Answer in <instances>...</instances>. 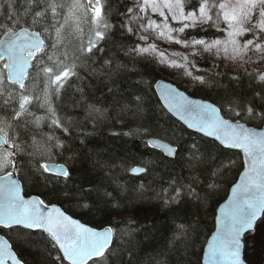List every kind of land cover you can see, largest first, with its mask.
Wrapping results in <instances>:
<instances>
[{
  "label": "trees",
  "instance_id": "trees-1",
  "mask_svg": "<svg viewBox=\"0 0 264 264\" xmlns=\"http://www.w3.org/2000/svg\"><path fill=\"white\" fill-rule=\"evenodd\" d=\"M72 1L0 0L1 30L23 27L45 39L37 57L43 77L35 89L8 85V92L16 91L13 98L0 96L11 171L26 196L57 205L93 228L111 227V248L90 264H201L216 208L237 180L242 159L172 118L153 85L169 81L213 103L226 119L260 128L264 78L218 64L191 69L190 84L169 79L146 54V43L127 32L131 0H98L97 15L87 7L79 28L65 20ZM221 1L188 0L185 12L204 6L207 19L174 26L186 40L223 39ZM256 37L264 38V30L252 28L245 36ZM149 139L174 146L175 157L151 148ZM49 162L65 166L67 174L47 173L43 165ZM134 167L144 172L133 176ZM0 233L23 264H67L43 233L21 228Z\"/></svg>",
  "mask_w": 264,
  "mask_h": 264
},
{
  "label": "water",
  "instance_id": "water-1",
  "mask_svg": "<svg viewBox=\"0 0 264 264\" xmlns=\"http://www.w3.org/2000/svg\"><path fill=\"white\" fill-rule=\"evenodd\" d=\"M88 1L90 8H100L98 1ZM43 46L41 35L25 28L9 30L1 36L0 61L5 62L8 83L24 85ZM153 88L164 110L186 129L240 154L242 170L225 200L216 208L214 228L204 247L201 264H247L243 239L254 230L264 213V124L253 128L226 119L213 103L193 98L166 80H157ZM147 143L165 157H175L176 148L168 142L149 139ZM0 147H6L1 135ZM43 167L56 177L67 174L63 165L49 162ZM143 172L140 167L130 171L133 176ZM11 228L45 234L67 264H89L98 260L113 242L110 227L93 228L57 205H46L38 196H26L14 172L0 175V229ZM0 264H23L1 234Z\"/></svg>",
  "mask_w": 264,
  "mask_h": 264
},
{
  "label": "rangeland",
  "instance_id": "rangeland-1",
  "mask_svg": "<svg viewBox=\"0 0 264 264\" xmlns=\"http://www.w3.org/2000/svg\"><path fill=\"white\" fill-rule=\"evenodd\" d=\"M131 1L126 20L127 32L134 33L146 43V54L153 57L158 70L169 79L180 78L184 85L190 84L191 69L201 70L218 64L234 70L251 69L260 72L264 78V38H245L252 28L264 30V0H222L218 9L226 25V35L223 39L210 43L186 40L181 36V28L174 26V23L194 26L205 21L208 11L204 6L197 12L188 14L184 9L188 0ZM69 5L65 20L79 28L87 14V5L83 0H73ZM97 13L94 12L95 15ZM2 32L0 28V36ZM83 36H80L82 40ZM53 51L54 44L48 53L52 54ZM39 61L40 58L36 60L26 84L29 90H34L43 77V67ZM8 85L11 84L6 81L5 63H0V96L13 98L16 91L8 92ZM8 130L7 122L0 120V133L8 137ZM9 153V149L0 150V175L10 170ZM243 241L246 263L264 264V213L254 230L247 233Z\"/></svg>",
  "mask_w": 264,
  "mask_h": 264
}]
</instances>
